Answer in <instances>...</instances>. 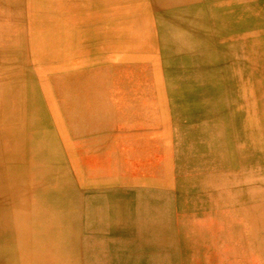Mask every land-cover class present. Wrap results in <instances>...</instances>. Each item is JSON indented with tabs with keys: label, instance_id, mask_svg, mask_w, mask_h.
<instances>
[{
	"label": "rangeland",
	"instance_id": "rangeland-1",
	"mask_svg": "<svg viewBox=\"0 0 264 264\" xmlns=\"http://www.w3.org/2000/svg\"><path fill=\"white\" fill-rule=\"evenodd\" d=\"M14 1L0 0V38L23 39L16 62L27 112L44 118L38 125L48 108L74 100L65 89L76 86L72 78L86 77L91 97L89 80L112 71L131 70L136 94L145 95L139 102L155 113L136 117L133 144L98 147V171H87L86 227L78 233L71 220V237L81 241L72 256H94L98 240V264H264V28H243L247 10L264 27V0H129L135 12L119 27L100 5L110 8L109 0H87L74 12L86 26L73 20L63 29L77 33L67 58L38 27L51 17L33 12L49 0ZM13 78L0 93L14 95ZM19 157L0 149L7 176Z\"/></svg>",
	"mask_w": 264,
	"mask_h": 264
},
{
	"label": "crops",
	"instance_id": "crops-1",
	"mask_svg": "<svg viewBox=\"0 0 264 264\" xmlns=\"http://www.w3.org/2000/svg\"><path fill=\"white\" fill-rule=\"evenodd\" d=\"M127 73L91 78L97 88L91 97L83 95L87 78H72L76 86L65 89L75 101L48 108L47 124L31 125L23 133L21 171L0 178V264H72L73 259L98 264V240L94 256H72L81 241L71 237V220L78 233L86 227L87 171H98V147L133 144L141 130L136 117L155 115L150 103L139 102L145 95L136 94L134 75Z\"/></svg>",
	"mask_w": 264,
	"mask_h": 264
},
{
	"label": "bare ground",
	"instance_id": "bare-ground-1",
	"mask_svg": "<svg viewBox=\"0 0 264 264\" xmlns=\"http://www.w3.org/2000/svg\"><path fill=\"white\" fill-rule=\"evenodd\" d=\"M8 1H10V0H8ZM109 1L110 2L107 1L108 2L107 4L110 5V8L107 7V5L105 3H103V2H100V5L104 8V10L106 9V12H107L108 15L110 14V16H109L110 26H118L119 27V25H122V20L121 19H124V20H127V21L130 20L129 14L130 15H133L136 8H132V9H129L128 8L129 6L126 3H128L129 0H109ZM85 2H87V0H49L48 2H45V4L43 6L37 7L38 10H33V12H34L35 15L36 14L37 15H40V14H43V12H46L51 17V19L49 21L43 22L42 24H40V22L42 20L39 19L38 20V24H39L38 27H43L47 31L46 33H47V36L49 38V45L52 43L51 42L52 41V38H55L56 40L59 41L60 47L63 50H61V49H59V47H57V49L60 51V54H57V56L62 55L63 58L64 57L67 58V57H69V56H66L67 53H68V51H70L69 53H71V51L74 50L76 44L74 42H72L73 40H71V39L74 38L77 35V33L75 31L72 32L71 29L68 30L67 32H63V29L66 28V25H67L68 22H70V26H71L73 20L75 21L76 27L78 29H80V26H81V29L83 28V26L84 27L86 26V25H84V17L81 15V13L80 14L74 13L77 8H79L80 12H82L81 5L83 7L84 4H85ZM8 6H9V3H8ZM6 12H8V8H6ZM13 12H14V9H9V15L13 14ZM210 12H211V15H212L213 14V8L210 9ZM108 15L106 16V18L108 17ZM126 15H127V17H126ZM97 16H98V13H97ZM244 18L246 20L244 19V27L243 28H244V30L246 32H255V31H258L259 29L264 28V27H262L260 25L258 19H256L253 16V14L251 13L250 10H247V13L245 14ZM77 19H79V20H77ZM10 21H12V18H9V22ZM15 21H16V19H15ZM19 23L22 24V22H19ZM79 24H80V26H79ZM33 25L34 24H32V26ZM129 27H131V25L129 24V22L127 24L124 23V27L121 26L120 27L121 28L120 30L121 31H126L125 29L126 28L128 29ZM245 34H246L245 35V39H246V42L248 43L250 41V36L248 35V33H245ZM50 35H52V38L50 37ZM86 37H87L86 38V41H87L88 38L90 39V36L89 35H86ZM49 45H47V46H49ZM69 46H71V47H69ZM24 47H25V45L23 46V39L20 38V37H18V36H15V35L12 36L10 34L8 36L5 35V37H3L2 39L0 38V82H2L3 84H8L9 85V83L11 82V76H14L15 78H13V80H15V82L17 84V87H18L17 88V91L15 89H13L14 90V92H13L14 95L13 94L11 96L7 95V92L5 90H2V92L0 93V96L2 97V98H0V99H2V101L0 102V108H1V110H3L2 111V120H0V149L1 150L5 149V152L8 151V152H11V153H16V150H18L19 151V155H20L19 159H21V161H23L22 160L23 153H22V150L20 148V147H23L21 145V142H22L21 141V137H22V135H23L24 132H26V131H28V129H30L29 127L31 125H38V123H39L38 117H35L33 114L30 116L28 114V112H27L26 102H25V99H24V96H23L25 94V92H24V88L21 86V84H22V77H23L22 76V71H21L22 69L19 67L18 63L16 62V59L18 61L20 59L19 56L23 54V52H24V49L23 48ZM39 47H40V45H37L36 46V49L38 51L37 52V56H39V54H40ZM263 49H264V36H263V43L261 45V49L259 50V52L261 53ZM6 52H10V54L12 56L10 55V59L3 60V56L5 57ZM42 54L44 55V53H42ZM80 55H82L80 52L76 53V55L73 56V59L67 60V62L68 61H71V60H74V59H78ZM11 87H12V85H11ZM11 92H12V89L10 90L9 94ZM153 97H155V96H153ZM12 99H13V101H11ZM261 103H262L263 107L262 108L260 107L259 110H264V98L261 99ZM10 107L11 108L13 107L14 110H12V111H13V113L14 112L16 113V114L13 115V117L11 116L12 112L8 110V109H10ZM144 110H143V112H144ZM20 111H21V113H19ZM262 113H264V112H262ZM27 117H29V118H27ZM149 119L151 120V118H149ZM155 142L159 143L158 141H155ZM167 146H169V145H167ZM150 154H151V152H150ZM4 156H6V155H4ZM2 159H4V158H2ZM11 163H12L11 160H6L5 163H4V165L6 167L7 164L10 165ZM1 166H2V161H1V158H0V173H1L0 175L3 177V175L6 173V171L3 170V168ZM18 167L19 168H18V171L16 172V175H17V173H19L21 171L22 164H19ZM77 168H78V166H77ZM110 173H111V171H110ZM10 176H7L8 179H10ZM2 177H0V178H2ZM99 180H101V179L99 178ZM15 182L16 181L11 182L10 183V186H11V184H13ZM113 183H115V182H113ZM13 189H14V186H13ZM7 194H8V192L5 193V195L3 197L4 199L8 198V195ZM14 210H16V209H14Z\"/></svg>",
	"mask_w": 264,
	"mask_h": 264
}]
</instances>
